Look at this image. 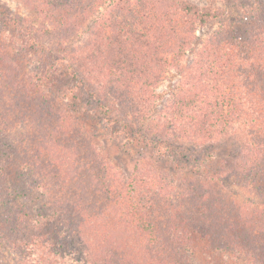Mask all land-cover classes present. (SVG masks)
Listing matches in <instances>:
<instances>
[{"label": "rangeland", "instance_id": "rangeland-1", "mask_svg": "<svg viewBox=\"0 0 264 264\" xmlns=\"http://www.w3.org/2000/svg\"><path fill=\"white\" fill-rule=\"evenodd\" d=\"M157 1L146 0L144 9L129 11L137 0H94L92 5L0 0L12 17L24 21L0 29V114L8 113L7 129L23 131L25 138L49 132L46 145L29 151L40 150L54 169L42 173L41 164H31L29 178L35 187L55 174V180L84 196L85 210H72L66 200L67 217L59 225H71L72 242L89 264H162L161 257L170 256L178 239H167L165 251L157 248L155 232L168 224L169 208L198 229L194 236L204 260L216 256L229 264H264V180L241 167L251 158L244 136L226 125L195 133L199 109L189 113L196 120L171 118L174 105L212 76L206 73L207 59L223 27L214 15L203 22L200 13L222 11L236 23L252 8L262 17L264 0H159L156 6ZM183 3L193 11L186 15ZM168 7L175 13L163 16ZM130 22L144 23L135 46L116 36ZM119 47L126 67L121 73L107 57ZM57 61L72 67L92 93L105 99L104 105L83 104L75 89L45 75L43 68ZM108 112L113 113L110 123L103 120ZM125 133L140 141L126 142L121 138ZM171 148L179 149L178 157L192 166L159 154ZM22 159L6 172H15ZM138 189L142 199L133 195ZM0 190L8 191L6 182ZM59 207L64 210L61 203ZM150 221L156 230L148 226ZM237 229L249 245L236 244ZM22 258L0 239V264H21Z\"/></svg>", "mask_w": 264, "mask_h": 264}, {"label": "trees", "instance_id": "trees-1", "mask_svg": "<svg viewBox=\"0 0 264 264\" xmlns=\"http://www.w3.org/2000/svg\"><path fill=\"white\" fill-rule=\"evenodd\" d=\"M85 1L89 5L94 2V0H71L70 5L82 4ZM158 4H161L159 0L155 5ZM136 7L144 9L146 0H137L136 4L130 6L128 10ZM181 9L186 11V15L193 11V8L185 3L182 4ZM257 10L255 8L248 10L244 16L236 19V23L226 14L220 15L222 11L206 10L200 13L204 19L203 22L206 21L203 17L214 15L216 19H220L223 27L214 40L215 51L207 59L208 71L204 70L208 75L212 73V76H206L208 81L195 87L186 101L176 103L177 107L174 105V117L171 116V118L180 123L184 122L185 117L196 120V117L189 113L199 109L201 111L196 115L200 123L197 124L199 129L195 133L199 134L207 130V134L209 129L226 125V128L233 130L234 133L243 135L244 146H247L251 152V158L246 159V165L241 167L252 176L256 175L264 180V10L261 12L262 17ZM170 12L175 13L171 7L162 9L163 16ZM19 19L20 17H12L9 10L0 5V29L6 27L7 23L17 22L22 25L24 21ZM140 26H144V23L138 25L130 22L126 27L122 25L121 29L116 31V36L117 38L119 36L122 42L126 41L127 44L131 43V46H135L139 37L143 36L141 33L144 29ZM119 49L120 47L110 50L107 57L112 69L121 73L126 67L123 65L124 60ZM48 66L43 68L44 74L47 73V76L57 85L63 83L65 87L75 89V97L81 99L83 104L96 107L104 105L105 99L98 98L92 93L72 67L63 66L60 61ZM61 90L63 89L59 91ZM66 92L65 90L64 94ZM6 114L8 113L0 114V121L2 120V125L0 124V183L4 181L8 185V191L0 190V239L7 240L12 251L23 257L21 264H89L90 261L86 258L85 252L72 242L71 225L67 223L59 225L63 220L62 217H67L66 200L69 201L68 206L73 207L72 210H78L77 207L85 210L87 201L84 196L68 188L69 184L67 186L65 181H60L61 185L58 187L60 182L58 177L55 180V174L51 180L48 181L46 178L45 181L38 182L39 184L37 183L35 187H33L32 179L29 178L30 172L32 174L34 172L31 164H41L42 173L54 169V166L45 160L47 156L42 155L40 150L29 151V148L36 145L40 147L44 142L46 145L49 132L43 130L39 135L29 133L25 138L23 131L14 132L13 127L7 129L6 122L8 123L9 117ZM107 114V117L103 114V120L110 123L109 117L113 113ZM187 130L190 131L191 128ZM56 135L57 133L51 134V138L55 139ZM121 138L126 139V142L130 144L140 141L139 138L129 136L127 133L121 135ZM149 144L155 152L160 150L154 142ZM21 150L28 151L23 154ZM178 151L179 149L171 148L159 154L180 166H192L191 161L186 162L182 159L184 157H178ZM51 155L53 157L54 153ZM21 156L24 159L20 166L17 165V170L13 173L6 172L8 168L16 165ZM198 165L199 163H196L193 166L198 167ZM25 168L28 173L25 172ZM68 191L69 194H67ZM133 195H139L142 199L143 190L138 189V192ZM60 203L64 210L60 209ZM165 214L168 216V224L160 226L159 230L154 229L152 221L148 222V226L157 231L155 236L160 237V240L156 241L158 249L167 250L168 240L178 238L177 244L174 245L176 249L169 251L170 256L166 254L161 257L162 264H229L228 259H219L216 256L212 260L210 256L204 260L201 256V245L194 236L198 229L192 221L179 220L185 216L177 211L176 214L173 213V209L170 208L165 211ZM155 215L158 216L154 214L153 218ZM177 220L178 223H176ZM154 222L156 223L155 220ZM173 222L175 224H172ZM202 228L204 229V225ZM242 232L243 230L237 229L236 244L249 245L242 239L246 238Z\"/></svg>", "mask_w": 264, "mask_h": 264}]
</instances>
